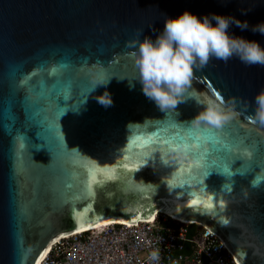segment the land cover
<instances>
[{
    "label": "water",
    "instance_id": "95a60500",
    "mask_svg": "<svg viewBox=\"0 0 264 264\" xmlns=\"http://www.w3.org/2000/svg\"><path fill=\"white\" fill-rule=\"evenodd\" d=\"M184 9L197 16L230 14L249 25L264 20V0H0V94L7 93V74L13 68L28 73L40 64L48 68L68 64L76 84L85 77L94 81L98 71L118 65V77L95 85L75 111L74 99L58 100L61 107L68 106L60 118L67 156L54 167L47 148L33 150L35 161L29 153V179L22 181L29 212L23 224V246L31 250L26 264H36L40 253L63 234L100 220L133 223L153 214L204 226L238 264H264V167L257 165L243 176L235 174L231 181L222 171L201 177L207 194L217 196L214 210H209L188 204L193 198L189 193L200 191L196 179L190 180L191 187H180L192 174L190 155L170 148L165 154L163 147L147 140L126 151L133 135L155 131L170 111L178 112V120L191 126L194 114L209 99L224 105L235 99L236 118L227 124L238 123L242 135L264 143V125L250 119L253 96L264 87V66H246L235 57L227 61L210 57L206 65L193 70L189 86L195 95L176 108L161 111L143 95L131 57L133 41L144 35L154 37L163 26V14L175 16ZM230 32L264 45V36L250 29L232 25ZM37 79L46 80L49 87L55 83L48 76ZM105 89L112 99L107 107L96 99ZM16 115V131L4 127L0 118V264L25 259L15 255L16 211L11 202L12 141L24 121L19 107ZM30 135L34 137V132ZM145 152L152 158L141 164L139 157ZM176 160L182 164L172 163ZM125 163L140 167L128 172L121 167ZM240 166L229 170L235 172ZM225 185L228 192L223 191ZM220 199L225 201L223 209Z\"/></svg>",
    "mask_w": 264,
    "mask_h": 264
},
{
    "label": "snow or ice",
    "instance_id": "6c2138e0",
    "mask_svg": "<svg viewBox=\"0 0 264 264\" xmlns=\"http://www.w3.org/2000/svg\"><path fill=\"white\" fill-rule=\"evenodd\" d=\"M118 65H113L108 70H100L96 73L97 79L87 80L85 77L82 82L74 84L73 74L68 72V64H59L48 68L45 64L38 65L35 70L28 73H21L19 69L13 68L7 74L8 91L6 94H0V118L3 120V126L16 131L15 125L19 121L16 115V108L19 107L24 114V121L12 141L14 163L12 166V175L14 180L11 202L16 211V238L15 255L25 259L20 260L19 264H26V257L31 250H25L23 246V224L27 220L29 212L24 200L25 184L22 181L29 179V153L33 150L47 148L50 159L54 162V167L68 153V146L65 143V136L61 128L60 118L66 111L67 105L61 107L58 100L62 97L64 100H75L71 108L75 111L84 99L92 92L93 88L101 81H107L111 76H117ZM82 72L85 70H81ZM41 76L52 78L55 83L49 87L44 79H37ZM67 77L65 79L64 77ZM68 93H72L69 98ZM195 94L190 86L186 92L187 97H193ZM207 98V97H205ZM220 99V95L216 97ZM178 112H168L167 120L161 124L155 125V131L151 133L133 135L129 140L130 151L137 143L147 140L149 143H156L165 149V154L169 146L184 145L186 156L193 158L194 167L192 174L180 185L184 187L187 184L191 187L190 180L196 179L200 189L199 193H189L193 196L188 201L189 206H201L204 209L214 210L213 201L217 199L216 193L207 194L208 189L201 181V177H208L216 172L223 174L231 181L235 174L243 176L245 172L255 168L257 165L264 167V143L258 138L248 135H242L241 125L224 124L221 128L216 127H192L186 122L178 120ZM234 116L233 119H235ZM34 132V137L30 133ZM155 138V140H153ZM36 141H42L39 143ZM250 157V159H245ZM129 159V157H125ZM151 154L145 152L140 159V163L151 159ZM33 159V154L31 156ZM167 163V162H165ZM174 164H182L181 160L173 161ZM236 164L241 166L234 171ZM128 172H136L140 167L138 163H125L121 166ZM95 171H100L95 168ZM94 178V172L92 173ZM254 187V185H253ZM224 192H228L227 185L224 186ZM205 198L201 199L200 197ZM219 207H225V201L219 200ZM179 211V209H178ZM139 217H137L138 219ZM119 223H128L121 220ZM133 223L135 220L132 221ZM112 223V221H108ZM222 223L228 224V220ZM79 230V229H78ZM48 251L40 253L42 258ZM14 264L16 262L14 261ZM36 264H40L39 259Z\"/></svg>",
    "mask_w": 264,
    "mask_h": 264
},
{
    "label": "clouds",
    "instance_id": "9594fccd",
    "mask_svg": "<svg viewBox=\"0 0 264 264\" xmlns=\"http://www.w3.org/2000/svg\"><path fill=\"white\" fill-rule=\"evenodd\" d=\"M232 25L264 36V20L249 25L247 20L230 14L197 16L188 9L175 16L163 14V26L155 31L154 37L144 35L133 41L131 57L137 70L136 81L143 95L161 111L176 108L186 98L194 68L206 65L210 57L224 61L235 57L246 66H264V45L233 34L230 32ZM100 83L106 84L107 81ZM96 99L105 107L112 104L106 89ZM235 103L232 98L226 105L209 99L189 123L192 127L221 128L236 116ZM251 105L250 119L264 125V87L254 94ZM184 147L169 146L176 153H183ZM151 259H158L156 252L151 254Z\"/></svg>",
    "mask_w": 264,
    "mask_h": 264
},
{
    "label": "built area",
    "instance_id": "2783aa9c",
    "mask_svg": "<svg viewBox=\"0 0 264 264\" xmlns=\"http://www.w3.org/2000/svg\"><path fill=\"white\" fill-rule=\"evenodd\" d=\"M157 253L153 261L151 254ZM40 264H238L210 230L166 215L115 222L54 242Z\"/></svg>",
    "mask_w": 264,
    "mask_h": 264
},
{
    "label": "bare ground",
    "instance_id": "6f19581e",
    "mask_svg": "<svg viewBox=\"0 0 264 264\" xmlns=\"http://www.w3.org/2000/svg\"><path fill=\"white\" fill-rule=\"evenodd\" d=\"M155 217H156V214H153V215L150 217V219H148V221H151V220L155 219ZM108 221H112V223L118 222V221H113V220H110V219L100 220V221L95 222V223H93V224H91V225H89V226H86V227H84V228H81V229H79V230H76L75 232H72V233H66V234H63V235H61V236L55 238L53 241H51V243L49 244V246H48L46 249L49 250L50 247H51V245H52L54 242H57V240H58L59 238H62V237L65 238V237H68V236H70V235H72V234H74V233L83 232V231H87V230H100V229H102L103 227L112 224V223H108ZM46 253H47V252H46ZM46 253L44 254L43 257H45ZM38 259L40 260L41 257H39Z\"/></svg>",
    "mask_w": 264,
    "mask_h": 264
}]
</instances>
